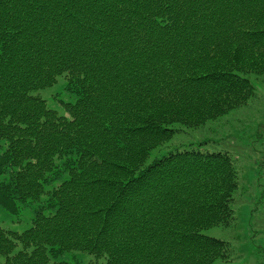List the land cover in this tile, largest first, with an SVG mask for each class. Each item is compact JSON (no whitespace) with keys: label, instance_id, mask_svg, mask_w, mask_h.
<instances>
[{"label":"trees","instance_id":"trees-1","mask_svg":"<svg viewBox=\"0 0 264 264\" xmlns=\"http://www.w3.org/2000/svg\"><path fill=\"white\" fill-rule=\"evenodd\" d=\"M263 76L264 0H0V206L35 205L0 264L229 261L204 230L234 219L231 150L168 143ZM59 78L65 113L38 92Z\"/></svg>","mask_w":264,"mask_h":264},{"label":"rangeland","instance_id":"rangeland-1","mask_svg":"<svg viewBox=\"0 0 264 264\" xmlns=\"http://www.w3.org/2000/svg\"><path fill=\"white\" fill-rule=\"evenodd\" d=\"M63 83L59 78L54 85L38 91L59 113H65L61 99L74 101L73 96L64 92ZM256 92V98L247 106L235 109L217 121H209L201 129H185L168 143L205 139L232 152L231 160H235L239 182L232 202L234 219L228 226L204 230L206 235L228 243L231 257L227 262L216 260L214 264H264V76L257 81ZM165 152V148L156 150L149 160ZM34 206L25 207L19 215L0 206V227L23 231L30 225ZM65 256L72 262L77 259L86 262L90 257L74 250L66 252Z\"/></svg>","mask_w":264,"mask_h":264}]
</instances>
